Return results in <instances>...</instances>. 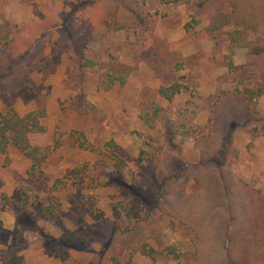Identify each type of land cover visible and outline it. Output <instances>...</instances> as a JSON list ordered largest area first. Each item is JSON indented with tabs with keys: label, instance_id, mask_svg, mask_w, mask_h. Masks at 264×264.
Instances as JSON below:
<instances>
[{
	"label": "rangeland",
	"instance_id": "rangeland-1",
	"mask_svg": "<svg viewBox=\"0 0 264 264\" xmlns=\"http://www.w3.org/2000/svg\"><path fill=\"white\" fill-rule=\"evenodd\" d=\"M7 109L52 151H0V264L264 259V0H0Z\"/></svg>",
	"mask_w": 264,
	"mask_h": 264
},
{
	"label": "trees",
	"instance_id": "trees-1",
	"mask_svg": "<svg viewBox=\"0 0 264 264\" xmlns=\"http://www.w3.org/2000/svg\"><path fill=\"white\" fill-rule=\"evenodd\" d=\"M180 89V85L175 83L169 87L161 88V93L171 98ZM43 114L42 111H30L24 115H20L13 109L0 112V151H6L10 145L17 147L21 152L32 159L31 173H36L52 151V147L44 145L41 139L38 144H34L31 139L33 135H39V133H43L45 130L40 120ZM27 196L30 197L29 194H27ZM256 207L257 206H255V208ZM251 225L253 228H256L254 229L256 244L251 247L250 245L253 243L248 241L250 245H246L244 251L245 255L248 254L246 251L252 250L256 245V251L260 252L262 248L264 249V209H257L254 212ZM64 233L67 235L64 238L67 241L73 240L75 237V233L71 232V230L66 229ZM247 262L248 264H264V259L262 261L260 260V262H249V260Z\"/></svg>",
	"mask_w": 264,
	"mask_h": 264
}]
</instances>
